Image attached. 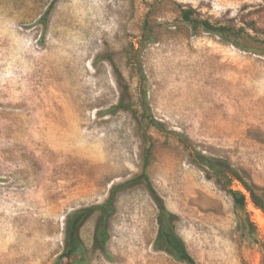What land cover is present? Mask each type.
<instances>
[{
  "label": "rangeland",
  "instance_id": "1",
  "mask_svg": "<svg viewBox=\"0 0 264 264\" xmlns=\"http://www.w3.org/2000/svg\"><path fill=\"white\" fill-rule=\"evenodd\" d=\"M183 8L249 35L237 46L194 31ZM146 20L148 100L164 129L149 130L156 195L197 264H264L263 210L234 181L248 198L247 214L236 210L194 159L246 171L264 196V0H0V264H73L58 260L68 214L142 172L140 109L118 105L138 107L127 54ZM114 203L106 251L94 244L98 212L81 228L88 264H187L155 248L159 209L143 182Z\"/></svg>",
  "mask_w": 264,
  "mask_h": 264
},
{
  "label": "trees",
  "instance_id": "2",
  "mask_svg": "<svg viewBox=\"0 0 264 264\" xmlns=\"http://www.w3.org/2000/svg\"><path fill=\"white\" fill-rule=\"evenodd\" d=\"M181 17L185 22L192 26L194 31L201 27L204 31L215 33L226 40H236L241 38V36L249 35L248 29L246 27L236 28L231 25L215 24L209 19L200 17L193 8H183L181 10ZM247 26L249 29L258 33L263 32V30L258 28L254 22H250ZM155 41L156 37L153 29L150 27L149 21L146 20L143 26V33L140 39L139 48L136 51H133L134 49L132 48L127 54L128 62L132 63V65H136L137 71L140 74L138 107L134 108L135 101L133 98L128 104L120 102L118 105V107L132 109L134 112H137L140 109L139 114L135 113V118L137 121V131L145 145L142 152V172L124 183L115 185L111 190L110 196L105 202L90 206L88 208L77 209L68 214L66 220L65 247L58 260L67 258L73 264H88L87 250L81 239L80 231L85 221L96 212H98L99 216L97 218L95 229L94 244L96 248L106 251L107 241L109 239L108 221L115 212V195L119 189L127 187L134 182L141 181L147 186L148 190L154 199H156L158 204L159 230L155 241V248L167 251L178 261L185 262L187 264H197L189 252L185 241L176 231V215L171 213L166 208L164 201L156 195L155 188L147 173V168L154 158L155 149V144L152 141L149 130L153 127L158 130H164L163 124L156 120L150 112L151 107L148 100V79L143 69L141 53L146 44ZM233 42L235 45L240 46V43L237 40ZM175 134H177L179 138H182L180 140L183 141V135H179L178 133ZM194 159H196L201 167L207 168L210 170V172H212L215 179L219 184H221L223 190L232 197L236 210H240L244 214H247L246 204L248 198L244 191L233 186L234 181L239 182L244 187L254 205L257 208L262 209L264 212V196L259 193L260 186L251 179L246 171L233 169L226 164L221 166L220 161L213 157H208L201 152H196ZM244 219H241V225L243 228L246 227L247 223L254 226L248 216H246Z\"/></svg>",
  "mask_w": 264,
  "mask_h": 264
}]
</instances>
